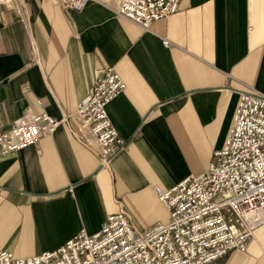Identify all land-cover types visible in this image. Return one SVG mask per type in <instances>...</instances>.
Returning a JSON list of instances; mask_svg holds the SVG:
<instances>
[{"label":"crops","instance_id":"crops-1","mask_svg":"<svg viewBox=\"0 0 264 264\" xmlns=\"http://www.w3.org/2000/svg\"><path fill=\"white\" fill-rule=\"evenodd\" d=\"M121 2L0 0V132L31 113L64 119L0 152V248L16 256L95 233L122 209L140 229L168 222L159 192L206 172L240 92H264V0H182L150 30L119 16ZM104 67L126 82L108 105L126 139L110 168L75 114ZM221 264H264V222Z\"/></svg>","mask_w":264,"mask_h":264},{"label":"built area","instance_id":"built-area-1","mask_svg":"<svg viewBox=\"0 0 264 264\" xmlns=\"http://www.w3.org/2000/svg\"><path fill=\"white\" fill-rule=\"evenodd\" d=\"M58 1L78 11L90 2ZM181 1L122 0L117 14L150 30L156 21L177 12ZM125 88L122 76L104 67L75 113L95 138L105 168L126 145L108 112L109 103ZM63 120L42 112L14 121L0 132V152L35 144ZM159 199L170 211L168 222L140 229L122 209L110 214L97 232L83 227L54 250L19 257L0 248V264H221L229 253L246 251L253 230L264 222V92H240L225 144L214 152L208 170L159 192Z\"/></svg>","mask_w":264,"mask_h":264},{"label":"rangeland","instance_id":"rangeland-1","mask_svg":"<svg viewBox=\"0 0 264 264\" xmlns=\"http://www.w3.org/2000/svg\"><path fill=\"white\" fill-rule=\"evenodd\" d=\"M256 89V88H255ZM238 102H239V100H238ZM237 105H238V103H237ZM237 108V107H236ZM236 112V111H235ZM235 115V114H234ZM234 118V117H233ZM230 126H231V124H230ZM230 126H229V129H230ZM229 129H228V132H229ZM228 132H227V134H226V137H225V141H226V138H227V136H228ZM225 134V130L223 129L222 130V136ZM225 141L223 142V144H222V146L220 147V148H218L217 150H220V149H222L223 148V146H224V144H225ZM214 154V153H213ZM213 157V156H212Z\"/></svg>","mask_w":264,"mask_h":264},{"label":"bare ground","instance_id":"bare-ground-1","mask_svg":"<svg viewBox=\"0 0 264 264\" xmlns=\"http://www.w3.org/2000/svg\"><path fill=\"white\" fill-rule=\"evenodd\" d=\"M253 217H254V216H251V217H250V221H253V220H254Z\"/></svg>","mask_w":264,"mask_h":264}]
</instances>
